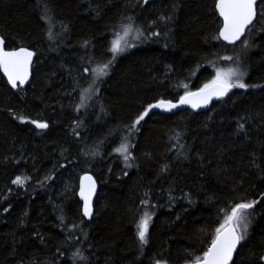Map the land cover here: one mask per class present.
Wrapping results in <instances>:
<instances>
[{
	"label": "trees",
	"instance_id": "16d2710c",
	"mask_svg": "<svg viewBox=\"0 0 264 264\" xmlns=\"http://www.w3.org/2000/svg\"><path fill=\"white\" fill-rule=\"evenodd\" d=\"M215 2L0 0L5 48L36 53L25 89L0 72V264H191L224 212L245 201L259 203L233 261L264 264V81L245 75L246 90L206 112H150L129 138L133 159L115 151L149 104L196 91L217 68L264 77V4L245 48L217 39ZM128 17L131 35H143L81 106L91 69L111 59ZM84 174L98 187L89 222L77 199ZM18 176L28 179L14 184Z\"/></svg>",
	"mask_w": 264,
	"mask_h": 264
},
{
	"label": "snow or ice",
	"instance_id": "6c2138e0",
	"mask_svg": "<svg viewBox=\"0 0 264 264\" xmlns=\"http://www.w3.org/2000/svg\"><path fill=\"white\" fill-rule=\"evenodd\" d=\"M144 3H148V0H144ZM260 3L264 4V0H260ZM214 11L217 12L220 17L217 39L223 40L229 45H235L240 41L241 44L247 48V39L241 40V38L245 37L246 33L254 28V21L257 17V0H216ZM260 13L264 15V8H261ZM128 21V24L121 25L123 35H121L120 32L114 33L115 39L110 42V47L108 49L112 54L111 59H108L101 66L91 69L94 78L88 89L90 96L98 95L99 84L103 83V78L109 75L110 69L116 59L127 52L130 47L135 46L125 39L133 31L132 18L128 17ZM136 32L137 38L143 35L138 28ZM152 35L158 36L160 33L154 32ZM35 55V52L25 47L6 50L5 38L0 37V71L7 77V81L12 88L15 89L18 85H24L28 82L31 74L33 57ZM225 59L231 60L232 57H225ZM84 71L87 73L89 69H85ZM245 75L246 72L239 66L234 68L229 67L227 69L217 68L215 75L204 83L202 87L198 88L196 91H185L183 95L179 96L178 103H173L171 100L160 99L156 103L149 104L143 112L126 126L128 136L123 138V141L115 151L119 153L126 162L133 159L130 149L134 147V145L129 138L133 137L135 133L139 131L138 126L142 127L141 122L145 120V117L149 115L152 109H161L171 112L181 105H188L193 109L207 107L214 99H223L232 92L233 89L248 88L249 85L244 81ZM184 87L187 89V85H184ZM20 119L23 120V117H20ZM25 122L34 123L39 129L48 128L47 123L37 121ZM239 127L243 129L244 125L241 124ZM126 166L131 167L132 165L127 164ZM27 179V177L22 178L18 176L13 180V183L23 185ZM95 190L96 184L91 176L85 175L81 177L79 196L83 201L84 217H92L91 205ZM257 203H259V201L235 202L231 206L230 211H225L223 221L215 228L214 235L208 242L206 248L202 251V255L195 256L191 260V264H234V253L237 252L238 246L241 245L248 236V229L251 223L249 217L252 215L251 210L255 208ZM150 220L151 215L145 212L136 225L137 236L142 246L148 243ZM74 255H78V253ZM79 258L81 260L87 259L84 256H80ZM261 259L264 260V257ZM157 264H159V262H157Z\"/></svg>",
	"mask_w": 264,
	"mask_h": 264
},
{
	"label": "water",
	"instance_id": "95a60500",
	"mask_svg": "<svg viewBox=\"0 0 264 264\" xmlns=\"http://www.w3.org/2000/svg\"><path fill=\"white\" fill-rule=\"evenodd\" d=\"M158 1H164V0H148V3L147 4H150V3H152V2H158ZM258 2H259V0H257V5H258ZM217 13V12H216ZM217 15H218V13H217ZM218 17H219V15H218ZM219 19H220V17H219ZM255 22V21H254ZM244 37H242L241 38V40L243 39ZM221 41V43H223V44H225V45H229V44H227V42H225V41H223V40H220ZM240 41H238L237 43H239ZM236 43V44H237ZM235 44V45H236ZM7 50V49H6ZM31 51V50H30ZM34 59H35V56L33 57V63H34ZM32 67H33V64H32ZM1 72V75H2V77L5 79V81L7 82V84L9 85V87L11 88V89H13V90H16V89H21V90H23V89H25L27 86H28V84H29V82H30V80H31V77H32V68H31V74H30V77H29V80H28V82L26 83V84H24V85H18V87L17 88H12L11 87V85L8 83V81H7V77L3 74V72L2 71H0ZM234 91V89L232 90V92ZM232 92H230L227 96H229ZM227 96H225V97H227ZM224 97V98H225ZM218 100H216V99H214L212 102H211V104H209L207 107H201V108H199V109H193V108H191L190 106H188V105H181L180 107H178V108H175V109H173L171 112H167V111H163V110H161V109H152V111H151V113H160V114H164V115H173V114H176V113H178V112H182V111H194V112H206V111H208L210 108H211V106L215 103V102H217ZM173 103H178V100L177 101H175V102H173ZM85 175H89V176H91L90 174H84V175H82L81 177H83V176H85ZM81 177H80V179H79V183H78V192H77V199H78V201H80V203H81V213H82V217L87 221V222H89L90 220H91V218H88V217H84L83 216V201L81 200V198H80V196H79V190H80V182H81ZM92 177V176H91ZM93 178V177H92ZM93 180H94V178H93ZM95 181V180H94ZM95 184H96V190H95V193H94V195H93V197H92V205H91V207H92V213H93V204H94V200H95V198H96V196H97V191H98V187H97V183L95 182ZM93 215V214H92ZM239 247V246H238ZM238 250V249H237ZM234 255H235V253H234ZM233 258H234V256H233Z\"/></svg>",
	"mask_w": 264,
	"mask_h": 264
},
{
	"label": "rangeland",
	"instance_id": "374dc122",
	"mask_svg": "<svg viewBox=\"0 0 264 264\" xmlns=\"http://www.w3.org/2000/svg\"><path fill=\"white\" fill-rule=\"evenodd\" d=\"M137 1H139L141 4L145 5L144 0H137ZM120 33H121V35H123V31L120 32ZM131 33H132V32H131ZM131 33H130V35H131ZM130 35H129L128 37H126L125 39H126L127 41H129L131 44L135 45V43L137 42V34H136V33H133V34L131 35V39H130ZM114 39H115V38H114ZM132 48H133V47H130L128 51H130ZM128 51H127V52H128ZM234 67H237V66L234 65ZM234 67H233V68H234ZM243 71H244V70H243ZM246 76H248L249 78H252V79L255 80V81H264V77H261V78H259V77H254V76H252L251 74H248V73H246ZM90 85H91V83H90L87 87H85V89H84V92H83V94H82L81 106H82L83 104H86V102H87L90 98L93 97V96H90L89 93H88V89H89ZM246 89H247V88H246ZM246 89H238V90H246ZM235 90H237V89H235Z\"/></svg>",
	"mask_w": 264,
	"mask_h": 264
}]
</instances>
